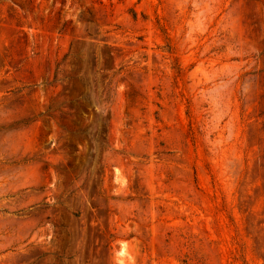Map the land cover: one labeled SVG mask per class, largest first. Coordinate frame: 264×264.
Returning a JSON list of instances; mask_svg holds the SVG:
<instances>
[{
  "label": "rangeland",
  "instance_id": "1",
  "mask_svg": "<svg viewBox=\"0 0 264 264\" xmlns=\"http://www.w3.org/2000/svg\"><path fill=\"white\" fill-rule=\"evenodd\" d=\"M0 264H264V0H0Z\"/></svg>",
  "mask_w": 264,
  "mask_h": 264
}]
</instances>
